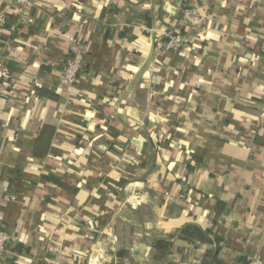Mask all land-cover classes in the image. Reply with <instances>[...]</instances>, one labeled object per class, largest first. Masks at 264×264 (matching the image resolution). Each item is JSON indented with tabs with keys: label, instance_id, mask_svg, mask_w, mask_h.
<instances>
[{
	"label": "crops",
	"instance_id": "crops-1",
	"mask_svg": "<svg viewBox=\"0 0 264 264\" xmlns=\"http://www.w3.org/2000/svg\"><path fill=\"white\" fill-rule=\"evenodd\" d=\"M30 2L0 0V264H202L188 224L264 261V0ZM186 5L198 33L161 49Z\"/></svg>",
	"mask_w": 264,
	"mask_h": 264
},
{
	"label": "built area",
	"instance_id": "built-area-1",
	"mask_svg": "<svg viewBox=\"0 0 264 264\" xmlns=\"http://www.w3.org/2000/svg\"><path fill=\"white\" fill-rule=\"evenodd\" d=\"M16 2L23 6H28L31 3L30 0H16ZM180 14L182 21L187 27V31L175 30L167 33L164 40L159 42V46L165 51L179 52L192 41L193 35L199 31L201 16L197 8L189 5L182 6ZM69 41V54L59 81V86L65 89H71L76 85L84 61V49L81 40L76 35H72ZM261 53L264 56V43L261 47ZM2 66L3 62L0 58V68ZM13 238L9 231L0 226V258L5 257L8 246L11 244ZM235 264H264V261L259 258H251L247 262L239 261Z\"/></svg>",
	"mask_w": 264,
	"mask_h": 264
},
{
	"label": "trees",
	"instance_id": "trees-1",
	"mask_svg": "<svg viewBox=\"0 0 264 264\" xmlns=\"http://www.w3.org/2000/svg\"><path fill=\"white\" fill-rule=\"evenodd\" d=\"M180 237L192 243H210L211 247L206 249L203 253L202 264H220V261L218 260V252L221 239L217 236L211 235L209 229L202 228L197 224H188L182 229ZM171 245L172 242L165 239H158L155 242L154 257L156 261H162L165 259Z\"/></svg>",
	"mask_w": 264,
	"mask_h": 264
},
{
	"label": "water",
	"instance_id": "water-1",
	"mask_svg": "<svg viewBox=\"0 0 264 264\" xmlns=\"http://www.w3.org/2000/svg\"><path fill=\"white\" fill-rule=\"evenodd\" d=\"M97 254L98 252H95V254H93V257L90 259V261L93 263V264H102L104 261H103V256L102 257H97Z\"/></svg>",
	"mask_w": 264,
	"mask_h": 264
}]
</instances>
